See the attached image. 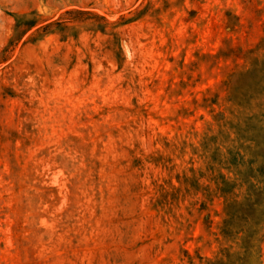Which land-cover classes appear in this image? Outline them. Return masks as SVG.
<instances>
[{
    "label": "rangeland",
    "instance_id": "374dc122",
    "mask_svg": "<svg viewBox=\"0 0 264 264\" xmlns=\"http://www.w3.org/2000/svg\"><path fill=\"white\" fill-rule=\"evenodd\" d=\"M0 264H264V0H0Z\"/></svg>",
    "mask_w": 264,
    "mask_h": 264
}]
</instances>
